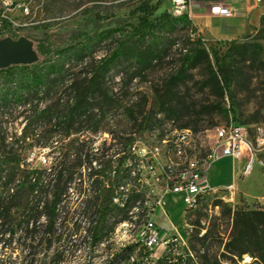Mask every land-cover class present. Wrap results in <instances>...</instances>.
<instances>
[{
	"label": "trees",
	"instance_id": "1",
	"mask_svg": "<svg viewBox=\"0 0 264 264\" xmlns=\"http://www.w3.org/2000/svg\"><path fill=\"white\" fill-rule=\"evenodd\" d=\"M164 1H141L133 11L137 23L131 24V29L100 59L93 57L95 39L67 45L48 36L34 43L39 55L37 63L0 70L5 74L4 81L0 82V117L19 109L29 113L24 133L15 139L1 135L3 123H0V235L20 233L29 239L25 243V250L31 253L28 264L36 261V238H40L39 245H46L47 251L54 250L53 255L41 264H60L66 251L61 247L74 241L82 228L81 222L89 226L87 237L91 254L95 247L105 242V230L112 212L118 210L121 216L113 226L132 221L136 216L134 207L143 201L144 194L138 191L137 185L128 189L121 174L132 167V163L126 168L123 165L132 161L130 155L137 143L135 138H125L126 132L122 136L112 134L115 144L124 145V154L118 158L114 178L108 182L104 180V174L111 168V162L103 160L107 150L100 147L94 151L92 144L80 143L79 139H72L63 147L57 145L59 140L73 134L99 132L106 114L120 107L115 98V86L126 79L130 83L140 78L164 58L160 34L180 23L188 30L198 31L187 13L165 11L157 14ZM260 21L264 26V14ZM206 44L207 40L199 33L191 47L183 48L179 65L155 90L159 103L157 111L147 114L146 98L131 105L127 115L132 127L153 128L163 123L160 119L163 116L174 128L190 129L197 134L204 128V116L212 115L214 110L226 117L232 113L235 109L232 87L242 78V68L228 58L237 53L246 58L251 51L236 40L230 41L224 54L212 47L207 49ZM253 52L259 56L258 51ZM88 56L90 61H86ZM131 60L134 71L121 70L124 63ZM202 67L206 73L202 75L204 79L199 92L207 97L199 100L189 84L195 81L198 74L195 72ZM76 68L81 69L74 72ZM117 77L119 81H116ZM208 88L211 89L209 93ZM212 94L216 96L214 103L210 99ZM226 99L229 100L228 108ZM41 104L43 107L39 110ZM180 121L182 124L178 125ZM43 127H48L50 137L43 136L40 146L56 154L54 164L48 169H22L17 145L22 141H33L36 130ZM54 142H58L57 145H53ZM122 186L127 190H121ZM71 190H76L82 197L78 205L70 198ZM215 194L200 197L196 207L185 209L192 225L188 242L182 245L172 239L154 264H239L246 254L264 264V209L240 207L233 211L228 208L226 213L210 219L209 213L203 210L209 206L210 199L216 198ZM115 197L118 202H114ZM222 203V199H216L213 205L219 207ZM231 222L227 233L226 228L221 227ZM138 246L137 257H134ZM152 252L153 249L143 244L138 235L135 242L110 251L104 264H143ZM85 264L93 263L89 259Z\"/></svg>",
	"mask_w": 264,
	"mask_h": 264
},
{
	"label": "rangeland",
	"instance_id": "2",
	"mask_svg": "<svg viewBox=\"0 0 264 264\" xmlns=\"http://www.w3.org/2000/svg\"><path fill=\"white\" fill-rule=\"evenodd\" d=\"M141 1L144 0H0V11L10 5H12L11 8L13 9L15 5L21 3L26 4L30 9L29 14L24 13V16L19 9H13L10 15L15 17L18 26L10 25L8 27L6 25L0 29V39L8 36L13 38L26 36L37 44L39 40L50 36L68 45L83 42L90 38L97 41V43L94 42L93 57L100 59L131 29V24L137 23V19L133 16V11ZM151 1L156 2L157 0ZM214 1L220 2L223 0ZM254 3L252 0V4ZM261 4H264V1ZM207 5L210 6L211 4ZM171 9V0H165L157 14ZM196 9L198 10V6ZM194 21L193 23L196 25ZM197 28L198 31L196 32L188 30L180 23L174 28H169L160 34L159 37L163 46L161 54L164 58L155 68L149 70L140 78L134 79L130 83L126 79L124 83L115 86V98L120 107L106 114L107 116L103 120L98 133L80 132L73 134L70 138L59 140V143H53V145H57L58 143L57 146L62 145L63 147L70 140L79 139L80 143L84 141L87 145L92 144L94 151L100 147L107 150L103 160L111 162V168L104 174V180L108 182L114 178V165L118 158L124 154V145L115 144V141L112 140V134L115 133L122 136L126 132L124 134L125 138L131 137L137 140V149L136 152L132 151L130 155L132 167L130 170L121 173L125 177L123 181L128 189L137 185L144 194L143 201H140L139 210H135L136 216L132 221L113 226L114 221L118 220L121 216L118 210L112 212L105 230L107 235L106 240L100 246L95 247L91 254H89L90 241L87 237L89 226L81 222L82 228L78 235L74 237V241L67 243L65 247H61L63 250L66 249V251L60 264H85L89 259L93 264H104L110 251H117L125 245L136 241L141 229L140 225L144 223V213L153 208L155 209L154 220L158 223L159 227H162L160 234L162 240L170 242L174 239L178 243L185 245L188 242L192 229L190 219L188 218L189 213H185L187 207L182 200V196L173 194L167 190L166 181L164 180V168L169 163L170 170H182L186 167L187 159L197 158L196 151L198 149L199 157H205L204 155L209 151L207 149L215 141L214 129L219 126L231 123L243 125L246 122L245 127L252 132L260 124H264V26L261 25L260 20L256 25H251L247 32L235 39L239 45H247L251 51L246 54V58L240 53H237L232 58H228V61L233 60L242 68V78L240 77L236 80L232 87L235 96V109L228 117L220 114L219 110H214L212 115L204 116V120L202 121L204 128L196 134L191 146H184V156L179 155L175 150L173 141L176 134L172 122L168 121L167 118L164 119L161 116L160 119L163 120V123H159V125H155L149 129L134 128L129 123L127 110L133 103L143 102L146 98L148 100L146 106L147 114L159 109L155 90L161 87L164 78L172 69H175L179 65L182 53L184 52L183 48L191 47L192 41L197 39L199 33L204 36L200 28L198 26ZM229 46L230 41L221 40H209L206 44L207 49L212 47V49L220 50L223 54L226 53ZM253 51H258L259 56L255 55ZM90 59L88 56L86 61H90ZM211 59L214 65L215 62L212 56ZM133 64V60L125 62L121 70L124 69L128 73H132L134 71L132 69ZM128 67H131V69L127 70ZM80 69L76 68L74 72H78ZM195 73L198 74H196L195 81L190 82L189 87L196 94V99L203 100L207 96L202 95L199 90L202 87L201 82L204 79L202 75L206 73V69L202 67ZM4 75L3 72L0 73L1 83L4 81ZM116 81H119V77H117ZM207 91L209 93L211 89L208 88ZM210 99L214 103L216 96L212 94ZM225 106L229 107L228 99H226ZM42 107L43 105L41 104L39 110ZM28 114L23 113V109H19L11 115L1 116L0 123H3L1 127L2 131L0 130L1 135L14 139L21 136L28 121L26 118ZM98 117L102 118L101 115ZM179 124H182L181 121ZM205 127L208 128L205 129ZM30 133L28 131V134ZM36 133L37 136L33 141H22L17 145L22 159V169H48L54 164L56 154L51 152L49 148L40 146L43 143V136L46 139L50 137L48 136V127L36 130ZM44 160H46V164H44ZM247 161L248 156H244L238 160L237 179L240 186H249L252 196H248L238 190L234 194H231L226 188H216L215 192H210L216 193V198L210 199L208 202L209 206L203 210L204 213H209L210 219L226 213L228 208H231L233 211L240 207L264 209L263 169L258 163H255L252 172L247 176L248 178L243 180L239 176L240 173L244 172ZM148 162L153 163L156 167L155 177L149 172V168L147 167ZM143 166L147 168H143ZM139 169H142V174L138 172ZM84 172L88 173V170ZM212 175V169L209 168L208 183L210 186L225 185L231 182L233 175V162L231 158L219 162V167L216 171V181H213ZM139 178L142 180H139ZM69 193L70 198L78 205L82 199L80 194L76 190H71ZM161 198L164 201V208L157 209L158 201ZM216 199H222L223 201L219 207H214L213 205ZM138 222H141V224H138ZM231 224L232 222L221 228H226L227 233H229ZM6 228L7 226L4 227V229ZM202 232L204 233L205 230ZM39 241L40 238H36L37 247L34 249L36 253L34 259L36 261L33 264H41L44 259L48 260L54 252L53 249L47 251L46 245H39ZM28 242L29 239L24 238L20 233L15 236L0 235V264H28L31 257V253L25 250V243ZM63 242L62 244H64ZM167 245L162 244V242L158 244L153 249L150 258L143 264L156 263L163 256ZM139 248L140 246L136 248L134 257H137ZM251 264H260V262L256 259Z\"/></svg>",
	"mask_w": 264,
	"mask_h": 264
},
{
	"label": "built area",
	"instance_id": "3",
	"mask_svg": "<svg viewBox=\"0 0 264 264\" xmlns=\"http://www.w3.org/2000/svg\"><path fill=\"white\" fill-rule=\"evenodd\" d=\"M260 3L263 0H255ZM172 8L187 9L188 15L192 14V4L191 0H171ZM9 7L2 9L0 11V29L6 25L18 26V22L15 17L10 15V12L14 9H19L24 16V10H30L29 7L24 4H17L11 8ZM210 13L218 17H230L235 14V9L232 6L219 2L210 6ZM175 130V140L173 141L176 152L181 153L182 146H191L192 141L196 137V134L190 129H177ZM259 136V146L256 147V151H249V136H247V131L245 125L231 123L225 126H219L214 129V145L210 153L206 158H199V149L197 150V159L195 164L189 168L187 172L171 171L169 168V163L166 165L164 180L166 181L167 190L173 194H178L182 196V200L186 207H196L198 201H196V192L202 191H213L215 192L216 188H213L209 185L206 180V169L209 164L222 158V157H231L233 159L239 160L244 156H248V161L244 167V175H249L252 172L253 166L255 163L263 169L264 172V124H260V133ZM137 143L132 148L133 152H136ZM46 164V160L43 161ZM132 161L126 162L123 167L131 165ZM115 166V165H114ZM145 166H143L144 168ZM150 174L156 176V167L153 163H147ZM145 167V168H147ZM115 169V167H114ZM142 174V169L138 171ZM159 179L158 177H156ZM139 180H142L139 178ZM121 190L126 191L122 186ZM231 194L235 193V188L233 185L226 187ZM140 190V187L138 189ZM225 198V197H223ZM115 202H118V197L114 198ZM140 201L134 207L135 210H139ZM164 208V201L159 199L157 209ZM155 209L147 210L144 213V223L140 227H144V234H138L141 238L143 244H145L150 249H154L158 244L167 245L169 242L167 240H162L161 230L154 220ZM126 230V229H124ZM256 260L255 257L251 255H243L242 259L239 261V264H251Z\"/></svg>",
	"mask_w": 264,
	"mask_h": 264
},
{
	"label": "crops",
	"instance_id": "4",
	"mask_svg": "<svg viewBox=\"0 0 264 264\" xmlns=\"http://www.w3.org/2000/svg\"><path fill=\"white\" fill-rule=\"evenodd\" d=\"M252 4V0H223L220 2L226 3L235 9V14L230 17H218L210 13V6L214 5L216 2L213 0H191L192 4V14L190 18L195 22V24L203 32L205 39L209 40H221V41H231L239 38L242 34L247 32L251 25H256L260 17L264 14V4L262 2ZM207 4H211L208 6ZM198 6V10L196 9ZM195 8V9H194ZM197 18V19H196ZM231 157H222L207 166L206 169V180L208 182V169H212V179L216 181V171L219 167V162L225 161ZM233 162V175L231 182L227 184H219L211 186L213 188H226L233 185L235 190L242 191L248 196H252L249 186L238 184V171L237 163L238 160L231 158ZM241 162V161H240ZM250 175V174H249ZM243 173H240V178L245 180L248 178ZM157 223V222H156ZM158 224V223H157ZM159 226V225H158ZM162 228V227H160Z\"/></svg>",
	"mask_w": 264,
	"mask_h": 264
},
{
	"label": "water",
	"instance_id": "5",
	"mask_svg": "<svg viewBox=\"0 0 264 264\" xmlns=\"http://www.w3.org/2000/svg\"><path fill=\"white\" fill-rule=\"evenodd\" d=\"M39 61L34 41L26 36L0 39V70L13 65H32Z\"/></svg>",
	"mask_w": 264,
	"mask_h": 264
},
{
	"label": "bare ground",
	"instance_id": "6",
	"mask_svg": "<svg viewBox=\"0 0 264 264\" xmlns=\"http://www.w3.org/2000/svg\"><path fill=\"white\" fill-rule=\"evenodd\" d=\"M29 10H24L25 14H29ZM169 12H171L172 14H184L187 13V9H179V8H172L171 10H169ZM188 14V13H187ZM190 16V15H189ZM246 131H247V136H249V151H256V147L259 146V136L258 133H260V126L256 127V129L252 132L249 131V129L247 127H245ZM173 145V144H171ZM214 143L212 144V146L207 149L209 150L208 153L211 152L212 148H213ZM172 149V148H171ZM170 150V149H169ZM197 152V151H196ZM172 153V152H170ZM178 153V152H177ZM201 153V152H200ZM208 153L206 155H204L206 158L208 156ZM181 156H184L185 154V148L184 146H182V150L181 153H178ZM205 154V153H204ZM177 155V154H176ZM178 155V156H179ZM180 156V157H181ZM186 156V155H185ZM194 156V155H193ZM196 157V156H194ZM185 158V157H184ZM200 158V157H199ZM197 158H190L187 159L186 162V167H184L182 170H180L179 172H187L189 170L190 167H192V165L195 164ZM172 163V162H171ZM179 163V162H178ZM170 165V164H169ZM171 171H174L171 169ZM211 191H202V192H196V201L199 200L200 197H203L207 194H209ZM139 234H144V227H141V229L139 230Z\"/></svg>",
	"mask_w": 264,
	"mask_h": 264
}]
</instances>
